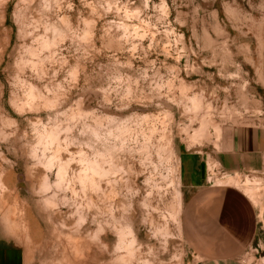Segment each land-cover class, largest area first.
I'll use <instances>...</instances> for the list:
<instances>
[{
    "label": "rangeland",
    "instance_id": "374dc122",
    "mask_svg": "<svg viewBox=\"0 0 264 264\" xmlns=\"http://www.w3.org/2000/svg\"><path fill=\"white\" fill-rule=\"evenodd\" d=\"M218 199L261 224L264 0H0V248L235 258Z\"/></svg>",
    "mask_w": 264,
    "mask_h": 264
},
{
    "label": "crops",
    "instance_id": "0c3cea01",
    "mask_svg": "<svg viewBox=\"0 0 264 264\" xmlns=\"http://www.w3.org/2000/svg\"><path fill=\"white\" fill-rule=\"evenodd\" d=\"M222 201L223 200L218 199L217 205H215L216 209L211 210L209 216L208 212L204 213L207 216H205L202 211H199V213L201 212L202 217L208 219V222L206 223L208 224L207 232L209 236H214L215 233H217L214 231L220 230L218 225H220V228L223 226V230L225 231L220 234V237L223 236L226 238V240L223 241L225 248L228 254L235 255V258H219L218 261L209 260L208 263L204 264H243V254L250 249L253 253L261 250L262 255L259 256V258L256 255V260L252 263L261 264L259 263V260L264 259V206L260 215L261 224L258 226L256 221L257 218L255 216L252 215V218H250V215L248 214V217L245 218L241 216L239 211L235 212L234 209H231V206L230 209L225 207V204ZM201 203H204V201H201ZM208 206L213 207V203H209ZM202 207L203 206H201V208ZM251 219H255V222L251 223ZM210 222L211 225L209 224ZM211 231L213 233L209 234ZM18 258L19 255L17 250L0 248V264H19ZM237 258L241 259V261L235 263ZM233 259L234 262L232 263L231 260Z\"/></svg>",
    "mask_w": 264,
    "mask_h": 264
},
{
    "label": "bare ground",
    "instance_id": "6f19581e",
    "mask_svg": "<svg viewBox=\"0 0 264 264\" xmlns=\"http://www.w3.org/2000/svg\"><path fill=\"white\" fill-rule=\"evenodd\" d=\"M23 187V186H22Z\"/></svg>",
    "mask_w": 264,
    "mask_h": 264
}]
</instances>
